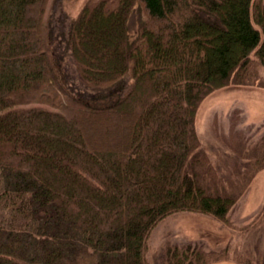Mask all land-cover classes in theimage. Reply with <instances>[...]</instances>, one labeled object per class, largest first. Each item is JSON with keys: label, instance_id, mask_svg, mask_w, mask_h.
<instances>
[{"label": "trees", "instance_id": "trees-1", "mask_svg": "<svg viewBox=\"0 0 264 264\" xmlns=\"http://www.w3.org/2000/svg\"><path fill=\"white\" fill-rule=\"evenodd\" d=\"M53 3L0 0V264H264V245L230 241L165 238L148 256L174 213L243 234L264 218L263 200L248 222L232 219L264 168V133L226 139L220 168L195 127L211 91L264 87V0H85L66 45L80 79L115 94L106 102L66 83Z\"/></svg>", "mask_w": 264, "mask_h": 264}, {"label": "rangeland", "instance_id": "rangeland-1", "mask_svg": "<svg viewBox=\"0 0 264 264\" xmlns=\"http://www.w3.org/2000/svg\"><path fill=\"white\" fill-rule=\"evenodd\" d=\"M85 0H54L51 16L53 46L59 67L66 83L93 102H106L115 94L101 92L87 86L78 76L76 66L66 45L70 21ZM128 33L136 34L138 10L129 15ZM264 77V67L260 69ZM215 124V127H214ZM195 127L201 142L214 165L222 168L217 151L227 149L226 139L246 138L254 141L264 133V87L255 85H226L211 91L203 98L195 113ZM219 131L221 134H217ZM264 200V168L253 178L248 188L232 208V219L237 224L248 222ZM169 238L177 242L195 241L206 247L223 245L230 241L242 247L264 245V218L249 233L243 234L221 224L213 217L198 212L182 211L166 216L152 229L149 236L148 256L155 263L154 252L158 245ZM156 254V253H155ZM207 264H237L220 260Z\"/></svg>", "mask_w": 264, "mask_h": 264}]
</instances>
